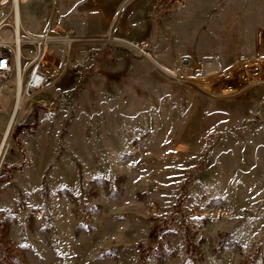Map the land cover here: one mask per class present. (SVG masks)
<instances>
[{
  "label": "rangeland",
  "instance_id": "1",
  "mask_svg": "<svg viewBox=\"0 0 264 264\" xmlns=\"http://www.w3.org/2000/svg\"><path fill=\"white\" fill-rule=\"evenodd\" d=\"M261 3L23 0L26 34L79 40L47 45L0 156V264H264Z\"/></svg>",
  "mask_w": 264,
  "mask_h": 264
},
{
  "label": "built area",
  "instance_id": "2",
  "mask_svg": "<svg viewBox=\"0 0 264 264\" xmlns=\"http://www.w3.org/2000/svg\"><path fill=\"white\" fill-rule=\"evenodd\" d=\"M12 7L9 13L4 15L0 19V72H8L15 65L17 59V49L15 44L9 40L17 35H20V31L17 29V24L13 20V16L16 15V10ZM58 0H52L54 6H56ZM10 20H12L10 24ZM9 28L12 33V37H6L2 35L4 28ZM27 37H26V36ZM22 47L25 45H32L34 48V57L31 60V66L29 73L25 80V89L23 97H29L34 92L40 91L44 88L47 75L43 69L42 60L44 57V51L47 45L54 41H65L70 45L72 42L79 40V37L75 36L73 31L65 33L63 36H53L50 32L38 37H31L23 32Z\"/></svg>",
  "mask_w": 264,
  "mask_h": 264
},
{
  "label": "bare ground",
  "instance_id": "3",
  "mask_svg": "<svg viewBox=\"0 0 264 264\" xmlns=\"http://www.w3.org/2000/svg\"><path fill=\"white\" fill-rule=\"evenodd\" d=\"M13 7L16 10V15H14L13 20L14 22L17 24V29L18 31H20V35H17L13 38H10L9 40H11L17 49V59L15 60V68H16V72H17V79H16V83H17V95H16V100H15V105L12 111V114L10 115V118L8 120V124L6 125V130L3 134V139L2 142L0 144V156L2 154V152L4 151L6 145H7V139L10 135V132L13 128V126L16 123V119H17V115L18 112L20 110V107L22 108V102H23V94H24V89H25V83H24V68H23V51H22V42H23V38H22V34L27 33V31L25 30V27L22 24L21 21V0H14L13 1ZM12 20H10V24H11ZM25 41V40H24Z\"/></svg>",
  "mask_w": 264,
  "mask_h": 264
},
{
  "label": "crops",
  "instance_id": "4",
  "mask_svg": "<svg viewBox=\"0 0 264 264\" xmlns=\"http://www.w3.org/2000/svg\"><path fill=\"white\" fill-rule=\"evenodd\" d=\"M22 6H23V0H21V21H22L23 26H26L28 21H30L31 18L34 17V15H32V13H34V11H33V9H27L25 7L24 10H23V14H22ZM261 7H262V10L264 11V0H262ZM22 15L24 17L25 23H23ZM24 24H26V25H24ZM253 27H255V28H264V17L262 18V20L258 21L257 24L255 26H253ZM33 28H35L37 30H40L42 28L41 22L38 23L37 25H35Z\"/></svg>",
  "mask_w": 264,
  "mask_h": 264
}]
</instances>
